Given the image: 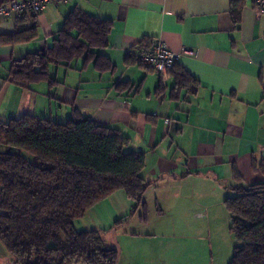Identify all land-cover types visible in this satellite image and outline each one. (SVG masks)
Wrapping results in <instances>:
<instances>
[{
    "label": "crops",
    "instance_id": "1",
    "mask_svg": "<svg viewBox=\"0 0 264 264\" xmlns=\"http://www.w3.org/2000/svg\"><path fill=\"white\" fill-rule=\"evenodd\" d=\"M236 6L239 25L232 15ZM75 8L112 21L109 46L101 52L114 69L100 73L80 58L72 67H51L61 81L52 87L47 81L22 86L8 80L12 62L51 46ZM34 23V40L2 43L1 36ZM144 38L161 40L180 54L177 65L198 82L195 92L183 88L173 96V77L161 86L155 71L128 58ZM75 108L119 128L130 140L127 151L145 152L142 175L160 207L172 206L192 179L230 177L233 185L237 170L244 184L247 177L249 184L264 181V172L253 166L264 161V13L253 0H62L47 5L35 21L0 18V118L32 114L65 121ZM105 201L134 214L123 191ZM186 222L174 220L175 228L161 236L126 231L131 249H119V264H213L203 256L202 263L193 260L198 253L191 249ZM163 238L169 244L161 248L156 244H164Z\"/></svg>",
    "mask_w": 264,
    "mask_h": 264
},
{
    "label": "trees",
    "instance_id": "2",
    "mask_svg": "<svg viewBox=\"0 0 264 264\" xmlns=\"http://www.w3.org/2000/svg\"><path fill=\"white\" fill-rule=\"evenodd\" d=\"M232 15L239 25L241 7ZM27 17L35 21L37 15L18 23ZM112 27L110 20L73 9L51 46L12 62L8 80L22 86L47 81L52 87L61 81L51 67H72L80 58L100 73L112 71V60L101 52L109 46ZM37 35L34 23L1 41L14 45ZM153 43L144 38L134 49ZM128 58L143 65L132 51ZM177 64L171 71L173 96L183 88L195 92L198 82ZM129 142L119 128L76 108L65 121L32 114L0 118V241L14 264H119V250L106 244L100 230L79 231L75 221L117 191L133 202L131 213L141 207L145 217L151 185L142 175L146 154L127 151ZM253 166L264 172V161ZM234 180V195L225 199L237 240L228 264H264V181L244 184L237 170Z\"/></svg>",
    "mask_w": 264,
    "mask_h": 264
},
{
    "label": "rangeland",
    "instance_id": "3",
    "mask_svg": "<svg viewBox=\"0 0 264 264\" xmlns=\"http://www.w3.org/2000/svg\"><path fill=\"white\" fill-rule=\"evenodd\" d=\"M13 151L17 150L13 149ZM190 182L189 189L180 192L174 200L176 204L173 203L172 206L164 202L160 203V207L156 203V192H147L145 200L149 199V201L145 217L141 207L140 211L130 216V212L124 215L122 209H119L115 203L109 205L107 201L101 202L91 208L85 216L75 221L76 229L79 231L98 229L108 246H116L118 250L124 248V251H127L131 247L123 236L126 231L134 230L142 234L153 232L161 236L167 230L171 232L175 228L174 220L186 219L185 226L189 228L187 234H193L190 237L191 249L198 253V257L193 260L202 263L204 260L200 257L203 256L205 261L209 258L213 264H228L233 256L234 246L237 244L236 237L231 231V215L225 204V199L234 195L231 189L232 178L205 180L200 183L192 179ZM249 182L251 179L247 177L246 183L249 184ZM163 239L164 244L157 243L156 245L161 248L167 246L169 238ZM134 247L135 245L132 249ZM169 250L168 246L166 251ZM179 261L182 262L183 258ZM0 264H14L12 254L1 241ZM72 264L86 263L77 261Z\"/></svg>",
    "mask_w": 264,
    "mask_h": 264
},
{
    "label": "built area",
    "instance_id": "4",
    "mask_svg": "<svg viewBox=\"0 0 264 264\" xmlns=\"http://www.w3.org/2000/svg\"><path fill=\"white\" fill-rule=\"evenodd\" d=\"M62 0H9L0 3V18L20 21L25 15H40L47 5ZM258 13H264V0H253ZM135 57L144 66L154 69L162 83L171 77V71L180 54L172 51L163 41L156 40L150 49H132Z\"/></svg>",
    "mask_w": 264,
    "mask_h": 264
}]
</instances>
